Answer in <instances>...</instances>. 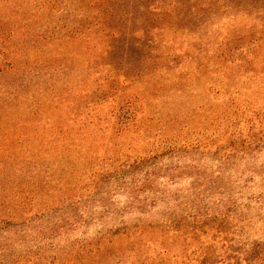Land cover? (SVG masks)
Returning <instances> with one entry per match:
<instances>
[{
	"label": "rangeland",
	"instance_id": "obj_1",
	"mask_svg": "<svg viewBox=\"0 0 264 264\" xmlns=\"http://www.w3.org/2000/svg\"><path fill=\"white\" fill-rule=\"evenodd\" d=\"M51 1L0 0V264H264V79L193 68L264 0H121L130 65Z\"/></svg>",
	"mask_w": 264,
	"mask_h": 264
},
{
	"label": "trees",
	"instance_id": "obj_2",
	"mask_svg": "<svg viewBox=\"0 0 264 264\" xmlns=\"http://www.w3.org/2000/svg\"><path fill=\"white\" fill-rule=\"evenodd\" d=\"M25 1L28 4L34 5V8L40 9L44 7L45 2L42 4V0H20ZM121 0H90V6L94 11H98L99 18L103 21L101 22V30L105 32L106 36L111 41L110 48L111 51H108V57L111 61L113 60H120V64L125 63L126 57L128 65L132 63L133 58L129 55H123L120 54L118 58L113 57V54L119 53L120 51V40L118 39V36L120 37V29L117 25L112 24L110 25L114 20V18L117 17V14L113 12L112 8H115L117 5L120 4ZM136 1V0H132ZM54 0L50 2V5L48 8L53 5ZM42 10V9H41ZM262 13H264V7H262L261 10ZM262 15L261 17H263ZM123 18V16H122ZM264 23V18L261 19ZM262 30L259 32H251L249 36L245 37H239L234 38L236 41H231L228 44L224 45L221 49V52L210 58H206L204 60H201L200 58H195L193 60L197 61V64L194 65V69H198L200 74L204 76H208V78H211V80H215V77H218V79H222L220 82L222 83H230L234 78H246L247 75H252L254 77H260L264 79V24L261 25ZM248 43H251L250 46H247ZM248 47L246 52L242 53L239 58L233 59V55L236 53L237 47ZM243 52V50H241ZM6 56V55H5ZM140 66L143 67L145 70H149L151 64L153 63L152 69H156V66L162 65V58L156 57L155 60L151 59H139ZM134 62V61H133ZM142 63V64H141ZM7 65V64H6ZM115 65V64H114ZM135 64H133L134 66ZM261 66V68L258 70V66ZM10 66V65H9ZM115 69H119L115 67ZM143 72H146V71ZM121 71V70H120ZM151 71V69H150ZM118 72V71H117ZM123 75V73L118 72ZM142 78V74H136ZM170 77V74H166ZM166 75H160L159 76V83L161 84L162 81L167 82L168 77ZM121 76V75H118ZM154 77V76H152ZM183 77V78H182ZM185 79L190 78L189 76L185 74H181L179 76V79ZM157 80V77L154 79ZM260 80V79H259ZM254 80H249V84H253ZM229 86L231 84H227ZM256 244H260L257 243ZM260 247V246H259ZM258 247V249H259Z\"/></svg>",
	"mask_w": 264,
	"mask_h": 264
}]
</instances>
